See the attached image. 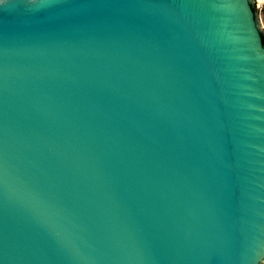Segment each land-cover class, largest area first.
Wrapping results in <instances>:
<instances>
[{"label":"water","instance_id":"water-1","mask_svg":"<svg viewBox=\"0 0 264 264\" xmlns=\"http://www.w3.org/2000/svg\"><path fill=\"white\" fill-rule=\"evenodd\" d=\"M251 1L0 0V264H258Z\"/></svg>","mask_w":264,"mask_h":264},{"label":"rangeland","instance_id":"rangeland-1","mask_svg":"<svg viewBox=\"0 0 264 264\" xmlns=\"http://www.w3.org/2000/svg\"><path fill=\"white\" fill-rule=\"evenodd\" d=\"M254 12L258 21V26L262 34H264V0H252Z\"/></svg>","mask_w":264,"mask_h":264},{"label":"snow or ice","instance_id":"snow-or-ice-1","mask_svg":"<svg viewBox=\"0 0 264 264\" xmlns=\"http://www.w3.org/2000/svg\"><path fill=\"white\" fill-rule=\"evenodd\" d=\"M255 43V39L253 41ZM258 264H264V257H261L259 260H258Z\"/></svg>","mask_w":264,"mask_h":264},{"label":"trees","instance_id":"trees-1","mask_svg":"<svg viewBox=\"0 0 264 264\" xmlns=\"http://www.w3.org/2000/svg\"><path fill=\"white\" fill-rule=\"evenodd\" d=\"M262 43L264 44V35H262Z\"/></svg>","mask_w":264,"mask_h":264},{"label":"flooded vegetation","instance_id":"flooded-vegetation-1","mask_svg":"<svg viewBox=\"0 0 264 264\" xmlns=\"http://www.w3.org/2000/svg\"><path fill=\"white\" fill-rule=\"evenodd\" d=\"M252 9L254 10V5H252ZM262 35H264V34H262Z\"/></svg>","mask_w":264,"mask_h":264}]
</instances>
